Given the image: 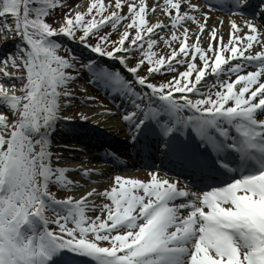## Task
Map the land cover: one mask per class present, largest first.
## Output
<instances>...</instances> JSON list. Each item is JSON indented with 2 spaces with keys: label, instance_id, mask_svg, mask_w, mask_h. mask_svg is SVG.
<instances>
[{
  "label": "snow or ice",
  "instance_id": "obj_1",
  "mask_svg": "<svg viewBox=\"0 0 264 264\" xmlns=\"http://www.w3.org/2000/svg\"><path fill=\"white\" fill-rule=\"evenodd\" d=\"M60 6L0 0V41L12 44L0 55V264H264V0L219 5L231 13L226 39L223 17L208 23L212 0H88L49 21ZM59 37L131 79L91 58L78 64ZM84 67L128 102L126 142L176 175L148 165L146 179L117 174L77 194L86 185L68 173L99 170L61 166L53 137L89 120L65 114ZM163 73L175 75L150 79Z\"/></svg>",
  "mask_w": 264,
  "mask_h": 264
},
{
  "label": "bare ground",
  "instance_id": "obj_2",
  "mask_svg": "<svg viewBox=\"0 0 264 264\" xmlns=\"http://www.w3.org/2000/svg\"><path fill=\"white\" fill-rule=\"evenodd\" d=\"M162 0H147V3H160ZM195 2L199 3V1ZM183 7V6H182ZM158 17H154L151 20L162 18L160 14ZM223 17L225 23L218 27V32H222L225 39L228 35L227 17L220 15L219 13L212 14V17L208 21L209 24L213 23L216 18ZM238 19V18H237ZM4 43L0 42V45ZM69 106L65 109V114H69ZM89 117L88 121H77L75 130H69L67 127L58 128L57 132L53 137V151H59L61 149H67L70 159L76 162H72L70 167L75 165H83L86 167L98 169L99 171L91 174L90 179L83 178L77 172H69L68 175L73 180H80L85 187L76 189L77 194H83L90 187H96L98 190L105 187V177H109L110 170L108 165L110 164L109 159L112 154L110 150L105 147L101 152H97L92 145V139L110 140L114 136L122 141L121 139L126 137L127 126L121 121L120 116L116 113L103 112L102 114H87ZM99 121V123H94ZM91 130H90V129ZM79 133V134H78ZM99 137V138H98ZM102 137V138H100ZM143 178V176H139ZM96 181L95 184L91 181Z\"/></svg>",
  "mask_w": 264,
  "mask_h": 264
},
{
  "label": "rangeland",
  "instance_id": "obj_3",
  "mask_svg": "<svg viewBox=\"0 0 264 264\" xmlns=\"http://www.w3.org/2000/svg\"><path fill=\"white\" fill-rule=\"evenodd\" d=\"M87 1V2H86ZM85 2L82 3H77L76 0H64V6H60L58 7L56 10H54L53 12H51V14L47 17V19L49 21H53L56 18H62L63 13L68 11L69 7H72L73 5H76L75 8H73V11L75 10H85L88 0H86ZM105 2H107V0H105ZM126 11V9H125ZM154 17H158L156 16H152L149 15L147 18L149 20H151ZM55 26V25H54ZM109 31V27L107 28H103L102 32H108ZM111 37L115 38L116 37V32H112L111 33ZM64 41L68 42V43H73L71 40L67 39L66 37H62ZM153 38H155V36H153ZM91 42H94V38ZM75 43V42H74ZM82 47L76 49L77 51H83L85 52H89L88 49H86L83 45H81ZM12 46L8 47V50L11 49ZM7 50V51H8ZM167 50L164 47H159V51L158 54L160 53H165L166 54ZM59 54H63L66 55V53L61 49ZM94 53L90 52V56L89 57H93ZM137 58H139V54H135ZM86 63V59H82L80 58L78 60V64H84ZM129 64L134 63V60L129 59L128 61ZM115 65H111V67H113ZM146 66V65H145ZM116 68H120L121 71L125 74L127 71L123 69V67L121 65H116ZM9 72L14 71L11 67H9L7 69ZM70 71V70H69ZM79 74H80V78L78 80H76L74 83H70L69 84V89L71 90V92L73 93V95L71 96V98L73 99V101L75 103H72L73 105L70 106L69 108V114L71 115H75L76 112H83L84 114H102L103 112H108L111 109L109 108V105L105 102V100L99 96V92L98 90L95 89L94 86H92L90 83V73L89 70L84 67V68H79L78 69ZM140 71V74L143 75L144 71L143 70H138ZM169 75H175V73H170V74H164V75H157L154 74L153 76H151V79L154 80V82H159L162 80H166L168 79ZM126 77L131 79V76L128 74H125ZM89 97H91V99H89ZM93 107H96L95 109H93ZM108 182V180H107ZM113 183V179L110 178L109 183L107 186H110ZM53 191L57 192L58 190L61 189H57L55 187H53L52 189ZM70 194L69 192L65 191V190H61L60 194L57 193V197L61 198L65 195Z\"/></svg>",
  "mask_w": 264,
  "mask_h": 264
},
{
  "label": "trees",
  "instance_id": "obj_4",
  "mask_svg": "<svg viewBox=\"0 0 264 264\" xmlns=\"http://www.w3.org/2000/svg\"><path fill=\"white\" fill-rule=\"evenodd\" d=\"M57 9V8H56ZM56 9H54V10H56ZM54 10H50V14H51V12H53Z\"/></svg>",
  "mask_w": 264,
  "mask_h": 264
}]
</instances>
